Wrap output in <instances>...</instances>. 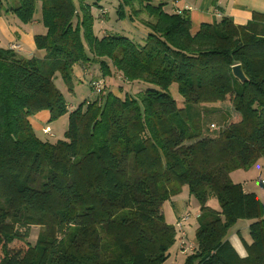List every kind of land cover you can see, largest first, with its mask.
Here are the masks:
<instances>
[{
	"label": "trees",
	"instance_id": "obj_1",
	"mask_svg": "<svg viewBox=\"0 0 264 264\" xmlns=\"http://www.w3.org/2000/svg\"><path fill=\"white\" fill-rule=\"evenodd\" d=\"M100 1L0 0V14L23 23L39 3L45 28L34 35L43 58L0 46V264H164L176 232L162 203L183 185L200 202L186 264H264V201L230 178L264 157V12L193 28L178 0H118L116 18L132 29L96 34L108 14ZM76 64L98 65L86 82L102 88L69 110L54 78L70 83ZM124 83L136 95L113 93ZM227 97L226 123L205 134L199 106ZM41 111L48 122L68 114L62 139L37 136L30 117ZM239 219L251 221L245 256L227 239Z\"/></svg>",
	"mask_w": 264,
	"mask_h": 264
},
{
	"label": "rangeland",
	"instance_id": "obj_2",
	"mask_svg": "<svg viewBox=\"0 0 264 264\" xmlns=\"http://www.w3.org/2000/svg\"><path fill=\"white\" fill-rule=\"evenodd\" d=\"M191 1V0H189ZM118 0H101L100 4L105 6L108 14H106V20H104V25L95 22L94 30L96 34L99 33H109L107 29L114 30L113 28H117V26H124L125 31H129L132 29V26L126 20H118L116 18V10L118 6ZM183 3H179L180 5ZM92 12L96 14V7L92 8ZM41 14V5L37 3V9L35 10L34 17L36 20L40 19ZM142 18H146V14L139 15ZM7 24L11 26V24L20 23V24H27L21 22L18 18H6ZM120 27V29H121ZM101 28V30H99ZM124 29H121L122 31ZM100 31V32H99ZM130 38L134 41H139V34L137 32H125ZM3 34L0 28V42L4 44L2 39ZM35 47V46H34ZM22 51V53H21ZM18 55L27 57V58H43L44 52L39 48H34L33 51L27 52L24 54L22 49L15 51ZM86 71L84 73V70ZM91 71V72H90ZM101 71L98 65H88L86 64L83 68L81 65L76 64L73 68L71 82L65 81L60 75H57L54 78V83L56 87L62 92L65 100L68 103H72L74 105H78V103L85 101V100H93L96 94L90 88L89 84L86 82L89 75L94 77H100ZM150 85V84H149ZM115 87V86H114ZM113 87V88H114ZM118 95H122L124 89L131 91L132 96L136 95L134 92L138 89L134 86H130L129 83H124L121 88H114ZM170 92L174 97H180L179 93L176 90L175 84L172 85L170 88ZM130 93V92H129ZM198 110H201L203 115V127L204 133L208 135L216 134V130H219L220 126L224 125L226 121L223 119V111H232L231 106L228 102V97L224 102H220L215 106H199ZM42 112H38L35 115H32V123L35 125L38 122L40 125L44 126L43 132H37V135L43 139H47L51 142H56L59 139H62L64 136V132L68 127V114L60 115L56 119L52 121H47L41 119ZM45 113V112H44ZM236 117V115H234ZM49 124V128L46 126ZM213 125V126H212ZM36 130V128H34ZM216 129V130H215ZM50 134H47L49 133ZM264 168V157H258L249 167H240L236 168L231 171L230 178L235 183H244L245 180L250 179L254 174L257 173L259 169ZM207 204L210 207L218 208L219 203L218 200L214 195H210ZM200 209V202L199 200L189 192L187 185H183L181 190L173 195L170 199L165 200L162 203V211L164 215V219L167 223L172 224L175 227V240L173 244L169 247L168 250V257L165 260L164 264H186V260L188 256L192 253V246L196 243V229L198 226V212ZM177 220L181 221V225L183 228L181 230L184 231L185 235L181 238L180 229L176 227ZM233 225L230 227L232 228ZM229 228V229H230ZM39 227L34 226L28 232V240L30 242H34L39 234ZM238 234V233H236ZM238 236V235H237ZM230 238V233L227 234V239ZM240 239V237H238ZM241 243L242 240L240 239ZM12 247H22L25 248V243L20 241H14L11 244Z\"/></svg>",
	"mask_w": 264,
	"mask_h": 264
},
{
	"label": "crops",
	"instance_id": "obj_3",
	"mask_svg": "<svg viewBox=\"0 0 264 264\" xmlns=\"http://www.w3.org/2000/svg\"><path fill=\"white\" fill-rule=\"evenodd\" d=\"M179 3H183L181 6L178 5L180 7H184L185 5L190 7L189 14L191 16L193 28H195L201 21L211 22L213 20H218L224 15L231 17L234 23L243 25L250 20L253 11L264 12V0H178L176 4ZM5 17H14L15 20L17 18L11 12H2V14H0V28L3 34L2 39L4 41V44L0 42V46L7 48L9 43H16L20 45V49L24 51V54L31 50L33 51L35 48L34 35L45 33V28L39 20L34 19L27 24L22 25L20 23H15L14 25L11 24V26H9ZM114 88L112 89L113 93L118 95ZM73 107L74 104L68 103L69 110ZM41 112L42 113H39L42 114L39 115L42 116L41 119L48 121L49 113L47 111ZM36 114L34 115L36 116ZM31 118L32 117H30V122L36 134L37 132L41 133L45 131L44 126L40 125L38 122L34 125ZM46 126L49 128V124ZM34 128H36V130ZM262 177H264V168L259 169L256 174L250 179L245 180L244 183H240L242 184L244 191L255 192L261 200L264 201V194H262V186L260 183ZM214 209H219V207ZM250 223V220L239 219L235 222L233 227L228 230V233H230V238H228V240L240 256H245L247 254L246 245L250 244L252 241L249 234ZM238 237H240L242 243Z\"/></svg>",
	"mask_w": 264,
	"mask_h": 264
},
{
	"label": "built area",
	"instance_id": "obj_4",
	"mask_svg": "<svg viewBox=\"0 0 264 264\" xmlns=\"http://www.w3.org/2000/svg\"><path fill=\"white\" fill-rule=\"evenodd\" d=\"M184 8L186 10H190V7L185 5ZM9 48L11 49H14V50H19L20 49V45L16 44V43H9L8 45ZM90 86L92 87L93 91L96 92V93H99L101 91V88H102V81L100 79L98 80H93L90 82ZM213 126V125H212ZM50 134V132L48 133ZM260 183H261V186H262V194H264V177H262L260 179ZM176 227L178 229H180V235H181V238L185 235L184 231L181 230L183 228V225H181V221L180 220H177L176 222ZM194 245L192 246V249H193Z\"/></svg>",
	"mask_w": 264,
	"mask_h": 264
},
{
	"label": "water",
	"instance_id": "obj_5",
	"mask_svg": "<svg viewBox=\"0 0 264 264\" xmlns=\"http://www.w3.org/2000/svg\"><path fill=\"white\" fill-rule=\"evenodd\" d=\"M232 75L241 83L247 81V77L243 72V69L240 64H235L231 68Z\"/></svg>",
	"mask_w": 264,
	"mask_h": 264
}]
</instances>
